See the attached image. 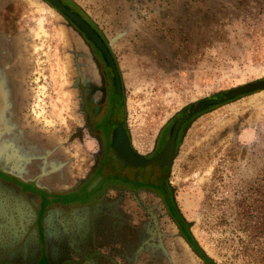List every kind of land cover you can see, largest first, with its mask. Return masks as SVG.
<instances>
[{"label": "rangeland", "instance_id": "rangeland-1", "mask_svg": "<svg viewBox=\"0 0 264 264\" xmlns=\"http://www.w3.org/2000/svg\"><path fill=\"white\" fill-rule=\"evenodd\" d=\"M67 1L113 50L124 84L125 120L136 142H150L186 105L203 104L182 135L170 174L171 203L216 264H264V229H256L264 212V89L206 103L264 78V0ZM83 42L45 1L0 0V154L6 158L0 169L10 171L13 158L15 172L46 182L52 192L75 186L97 150L81 125L73 86L87 56ZM10 76L17 93L14 122ZM11 129L20 134L14 150L4 146L10 145ZM32 150L37 158L29 164ZM57 166L68 172L58 180L47 173ZM121 209L99 229L96 216L81 215L84 231L98 235L95 242L83 239L82 251L96 253L91 264H205L163 212H156L159 232L148 236L140 232L137 212ZM48 213L57 234L72 236L70 217H60L55 206ZM69 241L63 250L72 260L77 240ZM35 264L47 263L42 257Z\"/></svg>", "mask_w": 264, "mask_h": 264}, {"label": "flooded vegetation", "instance_id": "flooded-vegetation-1", "mask_svg": "<svg viewBox=\"0 0 264 264\" xmlns=\"http://www.w3.org/2000/svg\"><path fill=\"white\" fill-rule=\"evenodd\" d=\"M104 41L109 43L106 39ZM83 43L87 56L77 66L73 86L81 125L97 146L91 167L71 190H54L50 193V186L46 182L39 183L37 178L22 179L18 172L14 175L11 172L14 171L11 167L14 159L10 160V173L0 169V224L4 225L0 235V264H35L33 262L42 257L37 240L43 241L47 235L48 211L55 205L64 206L61 200L67 197L78 199L80 196H87L85 209L89 210L86 213L88 217L93 215L98 218L96 228L106 222L109 214L111 216L121 212L119 207L126 209L129 206L137 212L135 217L138 218L140 232L149 233L148 236L159 232L157 223L160 218L156 212L160 211L168 220L176 221L182 233L178 212L171 203L170 174L183 132L190 120L204 109L203 104L198 101L186 105L150 142H136L125 120L124 84L113 50L110 49L121 77L118 89L114 85L112 70L99 50L87 39ZM2 106L0 99V107ZM182 118L185 120L176 132L171 159L167 160V154L157 163H153L152 160L165 147L171 126ZM121 128L127 136L128 148L119 133L114 136V131ZM19 135L13 131L11 143ZM10 147L13 148V145L10 144ZM131 151L133 153L129 157ZM56 184L53 183L52 187ZM10 205L25 219L28 233L24 240L10 238ZM61 213L63 216L64 212ZM26 246L30 247L31 253L26 252ZM24 255L30 256L27 263H24Z\"/></svg>", "mask_w": 264, "mask_h": 264}, {"label": "water", "instance_id": "water-1", "mask_svg": "<svg viewBox=\"0 0 264 264\" xmlns=\"http://www.w3.org/2000/svg\"><path fill=\"white\" fill-rule=\"evenodd\" d=\"M43 1L48 3L55 10H57L72 26H74V28L83 36L84 39H87L90 42H92L93 45L99 50L102 58L104 59L106 64L112 70L114 85L118 89L120 87V84H121V77L119 75V71H118L116 62L114 61L112 52L110 51L111 46L109 43H105V41H104L105 38L100 34V32L86 18H84L79 12L72 9V7L70 5L64 3L62 0H43ZM12 79H14V78L12 76H10V111H11L10 112V116H11L10 122L15 120V118H14V110H15L14 102H17V99H16L17 93L13 87L14 85H12V83H11ZM1 85H2V83H1ZM263 89H264V78L255 79L253 81H249V82H246L244 84L229 88V89L225 90L220 96L209 97L206 99V103H207V105H219V104H223L227 101L233 100L237 96L256 92V91H260ZM184 120H185V118H182L180 120H176L173 123V125L170 128V135H169V138L165 144V147L156 156L155 160H152L153 163H157L158 161L163 159L164 156H166L167 154H168L167 160L169 161L171 159V157L173 155V150H174L176 132H177L179 126L181 125V123L184 122ZM118 133L122 136V138L124 139V141L126 143V148H128L129 147L128 146V140H127V136L124 132V129L121 128L119 130H115L114 136ZM10 144H12L11 140H10ZM4 146L10 147V145H8V144H4ZM12 150H14V148H12ZM132 153H133V151L130 152L131 155H129V157L132 156ZM30 158L28 157L27 160H29ZM10 160H13V158H10ZM54 168L55 169L52 168L47 173L50 176L55 175L53 173H57L56 177L53 176V178H56V180L61 179V176H58L59 175L58 172H61L62 170H65V169L62 166H57V168L56 167H54ZM5 172L10 173V171H5ZM11 172L14 175L16 174V172H14V171H11ZM17 174L19 177L26 180V178H23V174H21V173H17ZM53 178H51V179H53ZM61 190H63V189H61ZM48 191H49V193L52 192L50 190H48ZM86 198H87V196L78 197V199L81 201H86ZM76 199L77 198H74V199L70 198V200H76ZM16 211H15V213H16ZM1 227L4 228V226H2V224H1Z\"/></svg>", "mask_w": 264, "mask_h": 264}, {"label": "crops", "instance_id": "crops-1", "mask_svg": "<svg viewBox=\"0 0 264 264\" xmlns=\"http://www.w3.org/2000/svg\"><path fill=\"white\" fill-rule=\"evenodd\" d=\"M58 173L61 174L62 177L68 174V172L66 170H62L61 172H58ZM1 188H6V186H1ZM63 190L68 191L71 189L69 187V188H64ZM60 200H59V202L62 201V204L64 206L59 207L58 205L57 206L55 205L56 213H60V217H61L62 216L61 212L63 211L64 216L70 217L69 221L71 222V225L75 230H73V229L71 230V234L73 233L72 236L66 235L63 237V236H60L59 234H57L56 231H54V229L52 228L53 223H51V225H50V221L49 222L46 221L47 225H48L47 226V235L44 236L43 241L41 239H39V241H38V243L40 245V251H41L42 257H44L47 264H63V263L68 262V261H72L74 263H79V264H91V263H93L92 260H95L94 256L96 255V253L93 252L92 253L93 257H91V255L89 254L88 251H85V252L82 251V248H84L83 239L86 238V239H89L93 242H95L96 239L98 240L97 231H96V234L94 233V235L92 234V231H89V230H87V233H86V231H84V229H83L84 225L80 224L81 218H82L81 215L84 214V212L86 213V211H85L86 203L70 201L69 197L62 199L61 201ZM119 208L121 209V207H119ZM0 213H1V211H0ZM19 215H21V213H19V212L15 213V210L10 205V238L16 239L18 241L24 240L25 236H27V233H28V227L26 226L25 219ZM58 222L62 223L61 220L60 221L58 220ZM1 223H2V221H1ZM75 223H79L80 226L77 224V226L74 227ZM0 227H1V225H0ZM2 231H3V229H2ZM1 233H3V232H1ZM1 233H0V235H1ZM68 240H70L69 243H71L74 240H77L74 242V244L71 245L72 249H75V248L77 249V251L75 253L77 257L72 258V260H69L68 256L64 255L65 251L63 249H65V248L67 249L68 246H66V245L68 244ZM18 241L16 243H18ZM23 254H25V253H23ZM40 259H38V260H40ZM24 263H27V256L24 257ZM33 263H35V262H33Z\"/></svg>", "mask_w": 264, "mask_h": 264}, {"label": "trees", "instance_id": "trees-1", "mask_svg": "<svg viewBox=\"0 0 264 264\" xmlns=\"http://www.w3.org/2000/svg\"><path fill=\"white\" fill-rule=\"evenodd\" d=\"M66 3L70 4L67 0H64ZM71 5V4H70ZM72 6V5H71ZM72 9L76 10L77 12H79L84 18L87 19V17H85V15L79 11V9H77L76 7L72 6ZM88 20V19H87ZM89 21V20H88ZM90 22V21H89ZM91 23V22H90ZM92 24V23H91ZM93 25V24H92ZM245 95V94H243ZM242 96V95H240ZM237 96L236 98L240 97ZM179 218H180V226H181V230L183 235L185 236V239L187 240V242L190 244V246L193 248V250L196 252V254L203 260V262L205 264H216L215 261H213V259L211 257H209L197 244L196 240L194 239V237L192 236L191 232L188 229V225H187V221L179 214ZM256 229H264V212L261 214V218L260 221L258 222V226L256 227Z\"/></svg>", "mask_w": 264, "mask_h": 264}, {"label": "bare ground", "instance_id": "bare-ground-1", "mask_svg": "<svg viewBox=\"0 0 264 264\" xmlns=\"http://www.w3.org/2000/svg\"><path fill=\"white\" fill-rule=\"evenodd\" d=\"M30 147H32V145H31V144H30V145L27 144V148H30ZM33 150H35V148H34ZM33 150H32V152H30L29 154L26 155L27 158H28V157H29V158H30V157H31V158H37V156H36V154L34 153ZM31 158H30V159H31ZM30 159H29V164L32 163V161H30ZM53 159H54V158H53ZM53 159H50V160L48 159V160H49L50 162H53V161H54ZM5 160H6V158L4 157V155H1V154H0V163L5 162ZM37 162H38V161H37ZM34 163H36V162H34ZM36 164H37V163H36ZM39 164H40V165H43V163H39ZM44 164H45V163H44ZM45 165H46V164H45ZM26 173H27V171H25L24 174H26ZM53 176H54V175H53ZM58 176H59V175H58Z\"/></svg>", "mask_w": 264, "mask_h": 264}]
</instances>
